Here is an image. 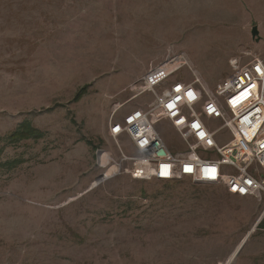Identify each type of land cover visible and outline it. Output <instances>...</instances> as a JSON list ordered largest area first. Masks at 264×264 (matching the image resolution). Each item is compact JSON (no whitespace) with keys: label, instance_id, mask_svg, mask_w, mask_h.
<instances>
[{"label":"rangeland","instance_id":"obj_1","mask_svg":"<svg viewBox=\"0 0 264 264\" xmlns=\"http://www.w3.org/2000/svg\"><path fill=\"white\" fill-rule=\"evenodd\" d=\"M245 52L264 57V0H0V264H264V192L111 175L134 155L111 120L153 101L131 85L177 56L170 81L213 87Z\"/></svg>","mask_w":264,"mask_h":264},{"label":"built area","instance_id":"obj_2","mask_svg":"<svg viewBox=\"0 0 264 264\" xmlns=\"http://www.w3.org/2000/svg\"><path fill=\"white\" fill-rule=\"evenodd\" d=\"M248 56L245 52L231 59V75L213 87L195 73L191 82L170 81L181 67L177 56L131 85L129 90L137 92L136 98L151 93L153 101L146 109L130 111L123 121L111 120V138L118 143L126 136L137 152L130 157L118 144L121 160L111 175L119 173L123 162L135 161L141 165L134 172L149 180L221 186L228 194L243 198L264 192L259 175L264 170V57L244 63ZM162 122L177 133L185 151H172L160 128ZM103 155L109 165V154Z\"/></svg>","mask_w":264,"mask_h":264},{"label":"trees","instance_id":"obj_3","mask_svg":"<svg viewBox=\"0 0 264 264\" xmlns=\"http://www.w3.org/2000/svg\"><path fill=\"white\" fill-rule=\"evenodd\" d=\"M84 94H85V89L80 90V92L75 96L74 102H79L81 100V98L84 96ZM32 131H33V134H25V135H23L21 137L24 138V139H31V138H34V136L36 134H39L38 137H36V138L37 139L38 138L41 139L42 133H40L39 131L33 130V129H32Z\"/></svg>","mask_w":264,"mask_h":264},{"label":"crops","instance_id":"obj_4","mask_svg":"<svg viewBox=\"0 0 264 264\" xmlns=\"http://www.w3.org/2000/svg\"><path fill=\"white\" fill-rule=\"evenodd\" d=\"M175 61H178V62H179V60H174L173 62H175ZM155 67H156V66H155ZM152 68H154V67H152ZM152 68H151V69H152ZM151 69H150V70H151ZM150 70H149V71H150ZM135 108H136V107H135ZM135 108H133L132 110H134ZM132 110H131V111H132ZM110 137H111V136H110ZM121 139H125V140H127V141L129 142V149H131L132 152H133V154L135 155V156L133 155V156H130V157H136V156H137V152H136V151L134 150V148L132 147V144H131V142L129 141V139H128L126 136H122V137H120L119 141H120ZM133 162H135V161H133ZM136 163H137V162H136ZM138 164H139V163H138ZM139 165H141V164H139ZM139 167H140V166H139ZM139 167H138V168H139ZM142 167H143V166H142Z\"/></svg>","mask_w":264,"mask_h":264},{"label":"water","instance_id":"obj_5","mask_svg":"<svg viewBox=\"0 0 264 264\" xmlns=\"http://www.w3.org/2000/svg\"><path fill=\"white\" fill-rule=\"evenodd\" d=\"M252 33H253V37L256 38V36H257V34H258V32H257V28H254ZM237 253H238V252H237Z\"/></svg>","mask_w":264,"mask_h":264},{"label":"bare ground","instance_id":"obj_6","mask_svg":"<svg viewBox=\"0 0 264 264\" xmlns=\"http://www.w3.org/2000/svg\"><path fill=\"white\" fill-rule=\"evenodd\" d=\"M177 62H178V61H175L174 63H177ZM104 156H106V155H102V156H101V159H102L101 162L103 161ZM234 257H235V256H234Z\"/></svg>","mask_w":264,"mask_h":264},{"label":"snow or ice","instance_id":"obj_7","mask_svg":"<svg viewBox=\"0 0 264 264\" xmlns=\"http://www.w3.org/2000/svg\"><path fill=\"white\" fill-rule=\"evenodd\" d=\"M253 87H254V85H253ZM189 95H191V94L189 93Z\"/></svg>","mask_w":264,"mask_h":264}]
</instances>
